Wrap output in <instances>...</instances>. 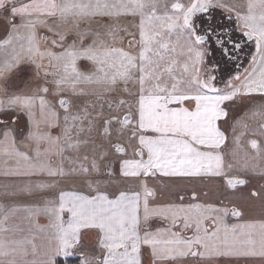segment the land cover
Wrapping results in <instances>:
<instances>
[{"label":"snow or ice","instance_id":"1","mask_svg":"<svg viewBox=\"0 0 264 264\" xmlns=\"http://www.w3.org/2000/svg\"><path fill=\"white\" fill-rule=\"evenodd\" d=\"M74 256L264 264V0H0V264Z\"/></svg>","mask_w":264,"mask_h":264},{"label":"crops","instance_id":"2","mask_svg":"<svg viewBox=\"0 0 264 264\" xmlns=\"http://www.w3.org/2000/svg\"><path fill=\"white\" fill-rule=\"evenodd\" d=\"M42 223L44 222L43 220L41 221ZM87 239V238H86ZM69 261H72L71 263L68 262V264H78V257H70Z\"/></svg>","mask_w":264,"mask_h":264},{"label":"trees","instance_id":"3","mask_svg":"<svg viewBox=\"0 0 264 264\" xmlns=\"http://www.w3.org/2000/svg\"><path fill=\"white\" fill-rule=\"evenodd\" d=\"M72 261H69V263H71Z\"/></svg>","mask_w":264,"mask_h":264}]
</instances>
